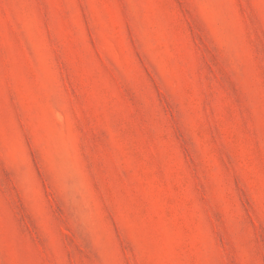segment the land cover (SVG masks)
Here are the masks:
<instances>
[{"label":"rangeland","instance_id":"1","mask_svg":"<svg viewBox=\"0 0 264 264\" xmlns=\"http://www.w3.org/2000/svg\"><path fill=\"white\" fill-rule=\"evenodd\" d=\"M0 264H264V0H0Z\"/></svg>","mask_w":264,"mask_h":264}]
</instances>
